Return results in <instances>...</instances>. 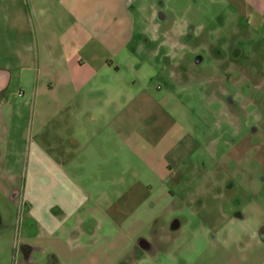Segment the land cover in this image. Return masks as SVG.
<instances>
[{
  "label": "rangeland",
  "instance_id": "obj_1",
  "mask_svg": "<svg viewBox=\"0 0 264 264\" xmlns=\"http://www.w3.org/2000/svg\"><path fill=\"white\" fill-rule=\"evenodd\" d=\"M250 1L147 0L166 24L186 29L190 23L194 34L176 48L183 60H148L155 68L177 63L190 72L171 80L167 71L161 84L173 98L166 109L182 130L179 148L189 143L193 149L180 156L181 168L197 162L205 169L184 176L178 191L172 188V207L177 195H196L202 212L226 211L244 200L264 212V0ZM197 57L202 61L194 64ZM18 91L11 103L30 101ZM32 110L30 105L23 132L9 131L0 154V264H131L135 248L149 236L169 259L181 261L169 230L176 210L149 201L161 190L142 172V160L127 156L106 134L89 139L88 155L66 154L62 108H49L56 113L41 123ZM177 163L169 164L174 175ZM127 165L137 169L135 189L146 194L136 210L124 198L113 203L118 188L105 185ZM194 225L199 232L209 228L202 213ZM200 238L196 245L205 256L209 247Z\"/></svg>",
  "mask_w": 264,
  "mask_h": 264
},
{
  "label": "crops",
  "instance_id": "obj_2",
  "mask_svg": "<svg viewBox=\"0 0 264 264\" xmlns=\"http://www.w3.org/2000/svg\"><path fill=\"white\" fill-rule=\"evenodd\" d=\"M146 3L0 0V154L11 129L24 131L30 105L40 123L56 113L50 115L49 108H62L60 120L69 142L64 147L66 154L86 156L89 139L103 140L106 134L127 156L142 160V172L161 190L149 201L176 210L169 230L175 232V252L181 261L169 259L167 249L149 236L135 248L138 252L131 264H264V212L258 204L244 200L241 206L226 211L202 212L199 196L177 195L172 207V188L178 191L184 176L198 173L201 166L205 169V164L197 162H190L187 170L181 168L180 156L184 159L193 149L189 143L179 148L182 130L166 109L173 98L161 84L167 80V71L171 80L190 72L177 63L172 69L166 65L155 68L148 60H183L184 54L176 48H182L194 34L190 23L186 29L168 25L166 16ZM150 44L154 47L147 50ZM196 60L194 64L202 61ZM16 90L21 97L28 93L30 101L11 103ZM180 149L178 154L174 152ZM169 154L174 155L170 162L166 159ZM171 162H178V173H185L174 175ZM136 170L127 165L105 184L118 188L113 203L124 198L136 210L146 202L145 192L140 196L135 189L140 184ZM169 185V191L163 189ZM201 213L209 226L205 232L194 225ZM200 237L209 247L205 256L196 245Z\"/></svg>",
  "mask_w": 264,
  "mask_h": 264
}]
</instances>
